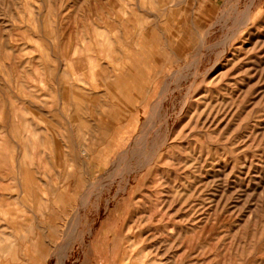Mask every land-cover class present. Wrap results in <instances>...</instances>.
Returning a JSON list of instances; mask_svg holds the SVG:
<instances>
[{"label": "rangeland", "instance_id": "1", "mask_svg": "<svg viewBox=\"0 0 264 264\" xmlns=\"http://www.w3.org/2000/svg\"><path fill=\"white\" fill-rule=\"evenodd\" d=\"M0 264H264V0H0Z\"/></svg>", "mask_w": 264, "mask_h": 264}]
</instances>
